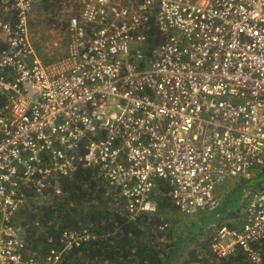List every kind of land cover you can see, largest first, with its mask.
<instances>
[{"label": "built area", "instance_id": "1", "mask_svg": "<svg viewBox=\"0 0 264 264\" xmlns=\"http://www.w3.org/2000/svg\"><path fill=\"white\" fill-rule=\"evenodd\" d=\"M39 1L0 0V264H58L90 239L66 229L29 251L13 221L79 165L103 170L130 217L156 211L160 180L191 215L215 209L227 179L264 167V0H80L50 61L29 28ZM153 26L162 39L149 51ZM261 241L264 182L209 247L260 264Z\"/></svg>", "mask_w": 264, "mask_h": 264}, {"label": "trees", "instance_id": "2", "mask_svg": "<svg viewBox=\"0 0 264 264\" xmlns=\"http://www.w3.org/2000/svg\"><path fill=\"white\" fill-rule=\"evenodd\" d=\"M161 39L156 28H150L148 50ZM256 170L258 174L264 167ZM58 186L57 195H46V191L41 198H32L44 204L18 207L13 221L22 230L29 251L44 252L66 229L89 228L90 239L64 252L59 264H252L238 247L224 257L210 250L213 229L209 230L208 225L213 224L215 229L223 224L231 227L225 221L220 223L223 216L216 215L220 198L212 211L182 214L168 196L169 187L160 182L150 195L156 201V211L130 217L117 204L121 197L107 184L98 165L77 166L70 176L60 177ZM245 198L244 209L248 193ZM238 210L227 212L237 214ZM255 245L262 247L260 264H264V241Z\"/></svg>", "mask_w": 264, "mask_h": 264}, {"label": "rangeland", "instance_id": "3", "mask_svg": "<svg viewBox=\"0 0 264 264\" xmlns=\"http://www.w3.org/2000/svg\"><path fill=\"white\" fill-rule=\"evenodd\" d=\"M81 7L80 0H43L34 3L31 9L29 23L31 37L37 52L46 61L54 60L64 52L69 34L68 19L72 15L78 14ZM257 172V170H254L252 177L249 179H244L240 176L229 178L222 184L223 186L217 187L219 193L216 194L222 200L218 210L223 211L216 213V215L223 216L220 223L225 221L230 226H239L242 222L244 203L246 201L244 197L250 190L257 188L259 184L264 182V170L258 174ZM54 189L55 187H50L46 195L52 193L57 195ZM229 201L230 204L228 203ZM37 204L44 203L31 201L27 206L35 207ZM228 209L239 210L237 214H234L227 212ZM205 212L209 211L205 210ZM205 212L200 214H205ZM213 226L211 224L209 230L215 229ZM259 249L261 251L262 247L259 246Z\"/></svg>", "mask_w": 264, "mask_h": 264}, {"label": "crops", "instance_id": "4", "mask_svg": "<svg viewBox=\"0 0 264 264\" xmlns=\"http://www.w3.org/2000/svg\"><path fill=\"white\" fill-rule=\"evenodd\" d=\"M160 182H163L164 185L168 186V184H167L165 181L160 180L159 183H160ZM158 185H159V184H158ZM158 185H157L155 188H157ZM220 186H223V185H220ZM168 187H169V186H168ZM218 187H219V186H218ZM155 188H154V189H155ZM217 190H218V189L216 188L215 193L218 194L219 192H218ZM217 194H216V195H217ZM168 196H169V190H168ZM150 197H151V196H150ZM169 197H170V196H169ZM151 198H152V197H151ZM153 199H154V198H152V200H153ZM154 202L156 203L155 199H154ZM171 202H172V201H171ZM29 203H30V202H29ZM117 204H120V205H122V207H123V204H122L121 200L118 201ZM156 205H157V204H156ZM199 212H200V211H199ZM197 213H198V212H197ZM210 225H211V223L208 225V228H209ZM215 231H216V229H213V230L210 232L211 236L214 234ZM208 232H209V231H208Z\"/></svg>", "mask_w": 264, "mask_h": 264}]
</instances>
